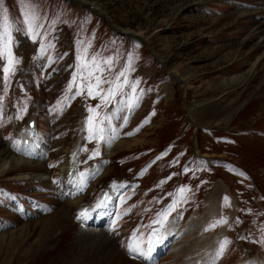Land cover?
I'll return each mask as SVG.
<instances>
[{
  "label": "rangeland",
  "instance_id": "1",
  "mask_svg": "<svg viewBox=\"0 0 264 264\" xmlns=\"http://www.w3.org/2000/svg\"><path fill=\"white\" fill-rule=\"evenodd\" d=\"M261 4L0 0V264H264ZM85 63L111 82L105 93L119 78L108 103L88 96ZM90 109L103 139H88ZM81 143L71 182L68 152ZM79 204L94 210L87 225ZM172 216L179 234L160 244ZM188 243L198 252L174 256Z\"/></svg>",
  "mask_w": 264,
  "mask_h": 264
},
{
  "label": "snow or ice",
  "instance_id": "2",
  "mask_svg": "<svg viewBox=\"0 0 264 264\" xmlns=\"http://www.w3.org/2000/svg\"><path fill=\"white\" fill-rule=\"evenodd\" d=\"M83 59V58H82ZM9 67L5 70L6 72H11L12 71V66L14 65L15 61H13L11 58L8 61ZM82 68H89V73L87 77H78L81 79H87L89 83L87 84V94L89 97L96 98L100 97L102 102L108 103L112 98H114L115 92L118 91L123 85H121L117 78V82L114 84V87L110 88L107 93L104 92V90L101 88V85L103 83H111L108 81H105L101 78V76L97 75L96 73L101 72L102 69L98 68L93 65L90 67L88 64H82ZM123 76V73L120 74ZM95 80V83H92V80ZM127 83V81H125ZM84 85L81 84V89L83 90ZM82 94V92H81ZM90 111L94 114L93 117H90L88 120V132L89 136L88 139H103V133H104V128L100 127L98 123L95 122V117L98 116V110L97 109H90ZM98 155V153H96ZM183 191V190H182ZM85 214L81 213V216L83 217ZM156 233H153V236L155 237ZM159 242V241H157ZM131 251H140L141 255H144V253L140 250L139 245H136L135 247H131ZM149 251H152V248H149Z\"/></svg>",
  "mask_w": 264,
  "mask_h": 264
},
{
  "label": "bare ground",
  "instance_id": "3",
  "mask_svg": "<svg viewBox=\"0 0 264 264\" xmlns=\"http://www.w3.org/2000/svg\"><path fill=\"white\" fill-rule=\"evenodd\" d=\"M82 1V0H81ZM94 8V10H96V7H93ZM131 36H133L132 34H130ZM145 40V39H144ZM255 48H256V46H255ZM173 76H175V79H177V76L175 75V73L173 74ZM178 80H181V79H178ZM182 81V80H181ZM164 88H166V89H164V92H166V90L168 91V93H165L168 97H172V94H171V89L170 88H168V85L166 86H164ZM169 94V95H168ZM239 99V98H238ZM213 101V100H212ZM215 101H213V102H208V103H206V104H213ZM209 110V109H208ZM221 110V109H220ZM220 110H218L217 108H215V107H212L211 108V112H217L218 111V113H219V115H222L223 113H221V111ZM189 111V110H188ZM191 112V111H190ZM211 112H210V114H211ZM29 134V132H28V130H27V132H21V134H20V136L21 137H25V136H27ZM24 146V145H23ZM69 155L70 156H72L71 154H70V150H69ZM79 153V152H78ZM76 158V157H75ZM16 159H14L13 158V161H15ZM21 162H23V161H21V159L20 160H17L16 161V163L17 164H20ZM27 162V163H26ZM25 163L26 164H31V162H28V161H25ZM70 163H75L73 160H70V162L69 163H67L68 164V169H71L72 170V172H74V170H75V164L73 165V164H70ZM7 166V165H6ZM67 170V169H66ZM220 181V180H219ZM222 182V181H221ZM223 183V182H222ZM224 184V183H223ZM220 187H222V192H224V189H223V185H220L218 188H216V191L217 190H219L220 189ZM210 203H209V207L206 209V213L209 215V217H211V216H213L214 214H216L217 212H218V209H219V203H220V195H216V196H214L213 197V199L212 200H210L209 201ZM79 208V207H78ZM84 208V206H81V209H83ZM81 213H82V211H80ZM174 219V218H173ZM172 219V220H173ZM175 219H177V226H178V218L177 217H175ZM171 220V221H172ZM173 222H174V224H173ZM173 222H172V224H170V222H169V224H167V226H166V228H165V230H164V232H163V234H162V236H160L159 238H158V240H160L161 242L163 241H165V240H169V238H171V237H174V238H176L177 236H176V233L178 232V229L176 228V220H173ZM169 225V226H168ZM207 225V224H206ZM205 225V226H206ZM179 228V227H178ZM179 230H180V228H179ZM176 233H175V232ZM177 234H179V233H177ZM225 234V233H224ZM164 236V237H163ZM225 238V237H224ZM221 237L220 238H216V239H209L208 241H210V245H212L211 246V248H212V251H214V249H215V247L221 242ZM173 241V240H172ZM193 244V243H192ZM195 244V243H194ZM194 244L192 245V246H194ZM179 245V244H178ZM175 246L174 248H173V251H172V253L174 254V256H176L177 255V257H179V256H184V255H186V257L188 256V257H190L191 255H192V253H195V250L197 251V246H195V247H190L189 245V243L188 244H184V245H179V246ZM201 249V248H200ZM218 250V249H217ZM153 252V251H152ZM151 252V253H152ZM198 252V251H197ZM217 252V251H216ZM216 255V254H215ZM214 257V256H213ZM212 257V258H213ZM189 264V263H188Z\"/></svg>",
  "mask_w": 264,
  "mask_h": 264
}]
</instances>
